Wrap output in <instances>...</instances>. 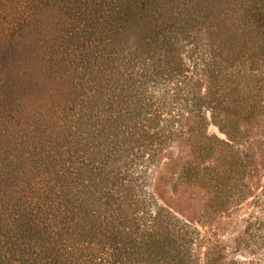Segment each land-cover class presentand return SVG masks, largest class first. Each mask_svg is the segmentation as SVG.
I'll return each mask as SVG.
<instances>
[{"label": "trees", "instance_id": "16d2710c", "mask_svg": "<svg viewBox=\"0 0 264 264\" xmlns=\"http://www.w3.org/2000/svg\"><path fill=\"white\" fill-rule=\"evenodd\" d=\"M0 264H264V0H0Z\"/></svg>", "mask_w": 264, "mask_h": 264}, {"label": "rangeland", "instance_id": "374dc122", "mask_svg": "<svg viewBox=\"0 0 264 264\" xmlns=\"http://www.w3.org/2000/svg\"><path fill=\"white\" fill-rule=\"evenodd\" d=\"M208 133L209 134H211V135H217V136H219L221 139H225V137L224 136H222L219 132H218V130H217V128L216 127H214V126H212V125H210L209 126V128H208ZM170 197H171V195H170ZM161 201H162V199H161ZM163 205H165L163 202H161ZM167 208H169V206H166ZM180 212V211H179ZM179 212H175V214H177L178 216H180L181 217V212L179 213ZM249 214V211L248 210H243L241 213H240V216L239 217H246L247 215ZM240 219V218H239ZM236 222V221H235ZM232 228H233V226L230 228V229H227V231L229 232L230 230H232ZM238 233V231L237 232H235L233 235H236ZM224 237H229V233H225L224 234Z\"/></svg>", "mask_w": 264, "mask_h": 264}]
</instances>
